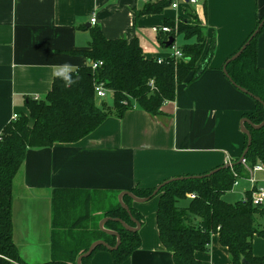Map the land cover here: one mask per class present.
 <instances>
[{
  "label": "crops",
  "instance_id": "crops-1",
  "mask_svg": "<svg viewBox=\"0 0 264 264\" xmlns=\"http://www.w3.org/2000/svg\"><path fill=\"white\" fill-rule=\"evenodd\" d=\"M145 3L0 0V133L13 113H27L28 97L42 98L50 91L57 73L89 63L81 53L90 50L94 27L106 39L137 38L145 57L163 58L171 55L172 47H162L153 28L165 18L176 21L189 8L202 23L206 44L211 39L215 43L208 68L195 81L179 84L175 99L164 103L160 113L152 116L133 106L122 116L108 115L77 142L26 151L12 182V239L23 264L51 259L56 191L150 189L168 179L205 175L241 157L245 136L240 120L254 110V102L233 87L222 67L253 30L256 18L264 15V0H201L142 14ZM257 64L264 68V28L257 40ZM247 177L248 171L240 175L226 193L228 201L240 185L245 187L231 202L244 198L250 187ZM255 177L264 187V169ZM158 198L132 201L143 216L140 245L121 264H173L156 225ZM260 222L264 228V220ZM252 252L264 257V234L253 236ZM195 256L203 264H231L217 233L208 249ZM89 264H113V258L108 250H99Z\"/></svg>",
  "mask_w": 264,
  "mask_h": 264
},
{
  "label": "trees",
  "instance_id": "trees-1",
  "mask_svg": "<svg viewBox=\"0 0 264 264\" xmlns=\"http://www.w3.org/2000/svg\"><path fill=\"white\" fill-rule=\"evenodd\" d=\"M172 1H147L141 13H161ZM187 9L184 15L179 16L177 23L164 19L163 25L172 30L176 28L175 32L165 35L158 33L164 48L175 46L177 35L184 37L186 42L177 47L182 53L181 58H147L137 38L130 41L123 38L106 39L100 28L94 27L91 29L90 50L81 53L89 63L65 74L55 75L50 91L42 98L28 97L25 101L27 113H19L16 120L3 128L0 133V264L21 263L12 239V182L28 149L77 142L96 129L108 115L114 113L122 116L133 106L154 116L160 113L164 103L175 99L179 84L195 81L208 68L215 50L214 39L206 44L201 21L196 13ZM188 17H191L190 20ZM263 17L256 18L255 27L242 45ZM263 28L264 25L238 57L225 64V69L234 84L258 97L264 104V68L257 64V40ZM169 37H174V42L165 46ZM98 61L101 64L92 69V63ZM64 76L69 77L72 83L67 84ZM99 83L111 93L110 106L96 95L95 85ZM244 94L253 100L254 110L243 114V117L253 124H259L264 118L263 104ZM247 128L251 143L244 156L246 163L250 166L258 162L264 164V126L255 129L247 125ZM244 136L243 151L247 146V137ZM221 167L209 176H186L171 180L161 186L156 194L159 196L156 225L162 244L172 254L173 264H203L195 253L208 249L213 233H217L220 243L227 247L231 264H264V257L252 252L253 236L264 234L260 222V218L264 220V206H253L248 191L244 199L228 201L225 196L232 189L234 173L240 176L248 170L238 160L231 162V167ZM154 189L135 186L130 191L142 198L150 196ZM190 194H194V197L190 198ZM80 199L85 200V213L72 218L70 205L66 201L74 204ZM95 199V193L56 191L53 199L52 256L40 264H77V257L99 239L114 245V236L101 231L97 224H91L95 213L102 218H120L133 225L120 203L92 212L88 206ZM122 200L132 216L143 224L142 214L131 206L133 200L127 195ZM104 226L118 231L120 244L114 250L97 246L88 257L82 259V264H89L93 254L99 250H108L113 264H121L139 247L138 231H128L114 220H108Z\"/></svg>",
  "mask_w": 264,
  "mask_h": 264
},
{
  "label": "water",
  "instance_id": "water-1",
  "mask_svg": "<svg viewBox=\"0 0 264 264\" xmlns=\"http://www.w3.org/2000/svg\"><path fill=\"white\" fill-rule=\"evenodd\" d=\"M263 25H264V17H263V19L261 20V22L258 24L257 28L254 30V32L252 33V35L249 37V39H248V40H247V41H246V42H245V43L239 48V50H238L236 53H234L231 57H229V58L225 61L224 65H223V67H222V71H223L224 75L226 76V78L229 80V82H230L232 85H234V86H235L238 90H240L241 92H243V93H247L248 95H250L251 97H253L255 100L260 101L262 104H263V102H262L258 97H254V96H252V94H250V93H249L248 91H246L244 88H242V87H240V86L234 84V82L231 80V78H230V77L228 76V74L226 73L225 64H226L227 62H229L230 60L235 59L236 57H238V56L241 54V52H242V51L245 49V47L249 44L250 40H251V39H252V38H253V37L259 32V30L263 27ZM173 42H174V37H169V38L166 40V42H165V46H170V45H172ZM263 109H264V104H263ZM247 125H250L251 127L255 128V129H259V128H261V127L264 126V118H263V120H262L259 124H253V123H252L247 117H242V119L240 120V130H241V132H242L244 135H246V137H247V146H246V148L244 149V151L242 152L241 157H240L239 160H238L239 163L241 162L242 158H244V156H245V154H246V152H247V150H248V147H249V145H250V143H251V135H250V131H249L248 128H247ZM227 166H229V163L223 165L222 167H227ZM222 167H221V168H222ZM219 168H220V167H218L217 169H214V170H212V171H210V172H208V173H206L205 175H202V176H209V175H211L212 173H214L215 171L219 170ZM191 177H201V176H191ZM180 178H181V177H176V178L168 179V180L162 182V183L159 184L157 187H155V189L153 190L152 194H151L150 196H148V197H142V198H141V197H137V196H135L130 190H127V191H121V192L119 193V195H118L119 203H120V205L122 206V208H124V209L127 211V213L129 214L130 219H131L133 225H129V224H127L124 220H122V219H120V218L103 217V218L100 220V222H99V228H100V230L103 231L104 233H106V234H108V235H112V236H114V237L116 238V240H115V244H114V245H109V244H108L105 240H103V239L96 240V241H94V242H92V243L90 244V246L88 247V249H87L85 252L81 253V254L77 257V259H76V263H77V264H82V259L88 257V256L92 253V251H93L97 246H100V245H101V246H103V247H106L108 250H114V249H116V248L118 247V245L120 244V241H121V236H120V234L118 233V231H116V230H112V229H108V228H106V227L104 226L105 223H106L108 220H114V221L119 222V223H120V224H121L126 230L131 231V232H136V231L139 230L141 224L139 223L138 220H136V219L132 216L129 207H128V206L123 202V200H122L123 196L127 195V196H129L132 200H134V201H136V202H144V201H147V200H149L150 198L154 197V196L157 194V192L159 191V189L161 188V186H163L165 183H167V182H169V181H171V180L180 179ZM243 262L245 263V260H243Z\"/></svg>",
  "mask_w": 264,
  "mask_h": 264
},
{
  "label": "built area",
  "instance_id": "built-area-1",
  "mask_svg": "<svg viewBox=\"0 0 264 264\" xmlns=\"http://www.w3.org/2000/svg\"><path fill=\"white\" fill-rule=\"evenodd\" d=\"M143 1L147 2V1H151V0H143ZM178 1H180V0H173L170 4V7L173 9H177L179 7ZM199 1H201V0H183V3L184 4H196ZM177 21H178V19L175 22L177 23ZM91 23H93V24L95 23V17L91 18ZM153 29H154V31H158V32H162V33H170L173 31L175 32V30H176V28L174 30H172L167 25H162L158 28L154 27ZM170 56L179 59L182 57V53L176 46H172V53ZM100 64H101V62H99V61L92 63V69H95L97 67V65H100ZM95 92H96L97 97L103 98L106 96V93L109 91L104 89L103 85L99 83V84L95 85ZM18 115L19 114H17V113H13L11 115V121L16 120L18 118ZM240 163L243 164L246 167V169L248 170L247 180L249 182L250 187L247 191L250 193V200H251L252 205L256 206V207H263L264 206V187L260 186L258 184L260 179H257L255 177V173L261 172L264 169V164L262 162H258L255 165L250 166L246 163L245 158H242ZM229 166L231 167V163H229ZM234 176H235V180L233 182L232 188L238 184V179L240 178V176L237 173H234ZM262 181H264V178H262ZM189 197L193 198L194 194H190ZM244 198H245V196H244Z\"/></svg>",
  "mask_w": 264,
  "mask_h": 264
},
{
  "label": "rangeland",
  "instance_id": "rangeland-1",
  "mask_svg": "<svg viewBox=\"0 0 264 264\" xmlns=\"http://www.w3.org/2000/svg\"><path fill=\"white\" fill-rule=\"evenodd\" d=\"M178 6L179 7H184L183 0L178 1ZM191 13H192V11H191ZM190 18L191 17H188L187 19L190 20ZM183 43H184V37L182 35L177 36L176 39H175L174 45L179 48V46H181ZM99 99L100 100L102 99L103 101H105L109 106L111 105L112 97H111V93L110 92H107L105 97L99 98ZM244 187L245 186L240 185L235 190H233L234 194L230 195L229 200L230 201L234 200L233 198H235V196H237L236 193L239 191V189L244 188ZM119 193L120 192H115V191H110V192L104 191V192H101V193H95L96 199L88 207L93 212V211H96V210L106 209L110 205H116L117 203H119V199H118ZM228 193L229 192H227V194ZM226 199H227V197H226ZM66 203L70 205V212H71L72 218H76L77 216L83 215V213H85V205H86V203H85L84 199H80V201H75L74 204L71 203V202H67V201H66ZM101 219H102L101 215H99V213H95V215L92 217L91 224L92 225L97 224V226L99 228V222H100ZM18 264H23V263L21 262V263H18Z\"/></svg>",
  "mask_w": 264,
  "mask_h": 264
},
{
  "label": "clouds",
  "instance_id": "clouds-1",
  "mask_svg": "<svg viewBox=\"0 0 264 264\" xmlns=\"http://www.w3.org/2000/svg\"><path fill=\"white\" fill-rule=\"evenodd\" d=\"M57 75H61V74L60 73H57ZM64 79H65V81H66L67 84H71L72 83V80L69 77L64 76Z\"/></svg>",
  "mask_w": 264,
  "mask_h": 264
}]
</instances>
